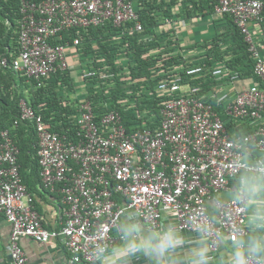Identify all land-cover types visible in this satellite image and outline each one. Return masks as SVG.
<instances>
[{"label": "built area", "instance_id": "obj_1", "mask_svg": "<svg viewBox=\"0 0 264 264\" xmlns=\"http://www.w3.org/2000/svg\"><path fill=\"white\" fill-rule=\"evenodd\" d=\"M214 1L215 12L232 16L254 59L253 73L264 80V55L251 28L263 20L264 0ZM19 11L18 52L10 66L37 82L52 74L69 75L70 45L77 48L82 44V30L108 27V34L113 30L109 39H117L145 29L132 0H19ZM72 28L77 29V36L71 44L63 42L62 35ZM123 46L121 43L117 50ZM6 64L5 58L0 60V66ZM108 69L105 65L98 70H82L80 78L88 93L93 94L94 89L109 91L114 74ZM185 73L189 77L199 75L201 67H188ZM208 75L216 86L224 79L230 84L238 81V75H228L224 66L212 67ZM97 77L110 81L94 83ZM180 81L173 75L146 84L150 86L146 91L154 94L160 116L157 121L148 108L143 109L141 121L128 126L121 112L108 103L98 112L90 100L76 101L73 140L51 129L39 111L40 105L35 108L24 99L19 101V116L13 126L33 127L41 184L60 194L65 218L59 229L42 226L19 171V149L9 129L1 131L0 213L10 224L8 250L14 264L26 262L19 244L22 237L42 243L61 237L73 262L95 261L92 252L97 243L114 246L118 242V234L111 228L124 207L149 223L161 221L164 212L171 213L177 225L190 231L197 215L209 208L212 200L216 224L235 240L231 229L237 222L243 226L244 218L231 201L217 195L229 188L234 176L232 161L241 148L247 152L253 146L264 153V92L254 84L240 91L235 87L229 99H218L228 100L224 112L233 122L245 119L253 127L243 141L231 137L211 103L194 94H176L184 86ZM123 105L122 111L128 116L138 115L133 107Z\"/></svg>", "mask_w": 264, "mask_h": 264}, {"label": "crops", "instance_id": "obj_2", "mask_svg": "<svg viewBox=\"0 0 264 264\" xmlns=\"http://www.w3.org/2000/svg\"><path fill=\"white\" fill-rule=\"evenodd\" d=\"M135 9H141L145 11V14L151 15V21H154L152 24L148 21H145L143 26L145 29L141 33L134 32L132 34H125L122 37L117 39H108L112 38L110 34H108V42L111 44L112 51L110 50L111 57L107 60L101 53L98 51L97 54L96 44H95V36L90 39V44L79 45L77 48L71 47L68 54V59L70 63V84L66 87L68 90L60 89V92H65V98L73 105L76 101L81 100H90L92 102V106L94 110L100 112L105 107L104 104H114V99H116L120 106L126 105V107H133L132 103L136 101L135 104H138L140 107L145 103H151L153 105L154 95L152 96V92H147L146 90L150 89L148 84V78L157 79L164 78L165 74L164 70L154 71L155 73L144 72L141 76H137V67L136 60L133 55V47L131 44L126 41V37L128 39L136 38L135 41H131L132 43L137 44L142 49V52H145L146 55H153L154 53H159L160 49L163 51L165 49H173L174 52L180 54L183 59L186 61L185 70L188 67L198 66L197 64L199 59V55L202 56L205 50V46L217 35L221 33H226L229 29L227 20L223 14H219L215 11H210L209 0H132ZM214 10V9H213ZM19 11V10H18ZM264 19V18H263ZM141 21V20H140ZM263 22V20H262ZM261 22V23H262ZM3 24L5 25V30H8L10 27V23L7 20H3ZM252 26V25H251ZM125 27H129L128 24ZM252 33L257 42L260 53L264 55V42L263 31L264 28L260 27V23L255 26H252ZM83 31V30H82ZM81 31V33H82ZM87 31V30H86ZM18 34L17 31L16 37V51L18 52ZM101 39H104L106 35L101 34L97 36ZM124 45L122 50L118 47L121 43ZM88 43V42H86ZM119 43V44H118ZM84 46V49L82 48ZM4 51L7 50L6 47H1ZM262 48V49H260ZM119 49V50H117ZM125 50V52L123 51ZM14 52V51H12ZM17 54L13 55V58ZM100 56V57H97ZM12 58V59H13ZM3 59V58H2ZM6 59V58H5ZM11 59V60H12ZM108 65L109 69L107 71L112 72V68L116 67L118 69L117 76L118 79L116 82L112 83L109 87V91L94 89L93 94L87 92L88 86L85 85L83 80L80 78V73L86 67H93L94 69H101L103 66ZM10 66V65H9ZM220 66V65H218ZM11 67V66H10ZM201 67V66H199ZM212 68V67H211ZM210 68V69H211ZM183 72V67L181 68ZM184 70V75H185ZM106 71V70H105ZM208 71L209 69H204L201 67V73L199 75L190 77L191 79L185 80L184 75L178 74L177 77H180V82L184 85L180 88L176 94L186 93V94H194L196 96V92L205 91L206 95H211L212 98L216 99V103H211L212 106L221 107V111L224 112V105L227 103L229 99L234 95L236 89L238 87V91L242 89H246L251 85L257 84L260 89L264 92V80L258 78L257 76L251 75L246 78H239L235 84H230L226 79L222 81L221 85H211V91H207L202 89L201 85H194L190 81L196 79H203V82L208 79ZM104 72V70H102ZM135 79V81H134ZM159 79V80H160ZM130 80L133 83L130 84ZM146 80V81H145ZM16 82H19L17 79ZM157 82V81H156ZM202 82V81H201ZM131 85H134L132 88L138 86L136 90L131 88ZM194 85V86H193ZM79 86H81L79 88ZM97 87V85H96ZM202 89V90H201ZM194 90V91H193ZM24 96L21 99L28 100V89H23ZM63 94V93H62ZM116 96V97H115ZM224 96L223 101H219V97ZM74 99H69V98ZM198 97V96H197ZM26 98V99H25ZM100 98L102 101H100ZM20 99V100H21ZM129 100V104L126 102ZM104 101V102H103ZM206 101V100H205ZM225 101V102H224ZM143 104H142V103ZM208 102V101H207ZM156 106V103H154ZM115 109V108H114ZM117 109V106H116ZM132 109V108H130ZM148 109V108H145ZM118 110V109H117ZM217 112V111H216ZM128 113V112H126ZM218 113V112H217ZM219 114V113H218ZM220 115V114H219ZM226 115V114H225ZM128 116V115H127ZM131 117V116H129ZM221 117V115H220ZM126 120V119H125ZM243 122L250 129L244 128L243 135H239L236 130H227L232 138H239L243 141L246 140V137L252 126L249 125V122L244 119L239 120ZM238 121V122H239ZM241 124V123H240ZM262 124L264 125V110L262 112ZM244 125V126H245ZM19 126V125H18ZM16 126V127H18ZM11 125L8 129L16 128ZM3 131V130H2ZM0 137V142H1ZM15 142V141H14ZM16 144V142H15ZM17 145V144H16ZM18 147V146H17ZM37 154V153H36ZM251 155L253 157L258 155H264L262 151L257 150L251 146ZM38 158V157H37ZM22 177V176H21ZM41 182V181H40ZM26 186V185H25ZM232 186V179L229 181V188L226 191L219 193L217 196L221 199L222 194L230 191ZM32 192V197L34 199V207L40 215L42 226L48 229H59L64 222V209L65 205L61 201L60 194L56 191H50L42 186V188H38ZM209 207L213 208V201L210 200L208 202ZM172 220L175 223V219L171 213L164 212L162 214L161 220ZM176 224V223H175ZM186 234L193 235L191 231L184 230ZM9 233H10V224L5 219L3 214L0 213V264H14L8 250V241H9ZM118 243V242H117ZM114 245V247L117 245ZM19 244L26 256V262L24 264H95V261L85 263V262H73L71 260L70 254L68 253L64 240L61 237L51 238L47 243H42L36 241L30 237H22L19 240ZM227 246V242H226ZM214 256H220L223 258L224 252L217 251V249L213 250ZM132 264H146L145 258L136 257L133 259ZM215 264H220V261H215Z\"/></svg>", "mask_w": 264, "mask_h": 264}, {"label": "trees", "instance_id": "obj_3", "mask_svg": "<svg viewBox=\"0 0 264 264\" xmlns=\"http://www.w3.org/2000/svg\"><path fill=\"white\" fill-rule=\"evenodd\" d=\"M34 2H39L41 0H32ZM210 11H214V0H209ZM19 10V0H0V60L2 58H6L7 64L4 66H0V132L4 129H8L13 124V121L19 116V101L21 98L25 97L23 93V89H28L29 99L27 100L30 105L37 108L39 105L40 112L42 113L44 120L50 123L51 129L58 133L59 135H64L67 140L74 139L75 133V125L74 121L77 116V107L66 100L64 93L60 92V89L68 90L66 87L70 84V76L60 75V74H52L48 78L42 79L40 82H37L34 79H29L24 75L16 73L9 66L11 64V59L13 55L17 54L16 51V37L17 31L20 29V18L21 13ZM139 14V18L143 26L145 21L149 23H153L151 21L152 16L146 15L145 11L141 9H136ZM228 23V31L226 33L217 34L204 48V53L202 56L199 55V59L197 64L198 66L203 67L205 70L210 69L214 66H224L226 67L227 74L236 73L239 78H246L253 75V65L254 59L251 56L249 51L248 43L244 40V35L234 23L233 18L230 14H223ZM262 16L264 18V7L262 10ZM7 20L10 23V27L8 30H5V25L3 24V20ZM131 23H128V26ZM260 27L264 28V19L263 22L260 23ZM108 27L99 28V27H91L87 31L83 30L80 34V38L82 40V45L90 44V39L95 36V44H96V52L99 55L98 51L103 55L107 60L111 57L110 50L112 51L111 44L108 42ZM111 33L113 30H109ZM101 34L106 35L104 39H101L97 36ZM110 33V34H111ZM264 34V31H263ZM77 36V29H69L68 32L62 35L63 42L68 41L71 42L72 38ZM108 38V39H107ZM131 46L133 47V55L136 60L137 76H141L144 72H148L151 70H164L165 77L175 76L180 72V75H184L186 61L180 54L174 52L171 49H165L159 51V53H154L153 55H146L145 52H142L140 46L131 41H135L136 38L128 39L125 38ZM264 42V35L261 42ZM88 42V43H86ZM85 43V44H84ZM91 45V44H90ZM84 46L82 48L84 49ZM1 47H6L7 50L4 51ZM14 51V52H12ZM100 57V56H97ZM183 72H182V69ZM118 69L116 67L112 68V73L114 74L113 81L116 82L118 79L117 76ZM150 71V73L155 72ZM105 72V71H104ZM108 72V71H107ZM63 76V77H62ZM254 76V75H253ZM19 82H16V80ZM148 82L152 85L156 83L160 78L150 79L148 78ZM185 80H190L191 78L184 75ZM110 81L107 78L99 77L93 79V82L104 83L105 81ZM146 81V80H145ZM202 81V82H201ZM194 85H201L200 87L204 90L211 91L210 86L214 85L215 79L208 75L207 81L203 82V79L192 80L190 81ZM193 85V86H194ZM134 85H131V88ZM201 89V90H202ZM205 91L196 92V96L199 98L206 100L211 103H216V99L212 98L211 95H206ZM154 94L152 93V96ZM116 97V96H115ZM164 97H161V99ZM26 99V98H25ZM114 104L112 108L117 109L121 112V115L126 119V123L133 124L135 120H142L141 117L145 115L143 114V109L149 108L154 112V119L159 120V113L157 111V106H154L155 101H153V105L151 103L143 104L140 107L138 104H135V111L138 115L135 116H127L128 113L123 112L119 102L114 99ZM216 111L221 115V119L225 124L227 130H236L239 135H243L244 128L250 129L243 122H233V120L225 115L221 111V107H216ZM143 118V117H142ZM244 121V120H243ZM241 123V124H240ZM245 125V126H244ZM155 127V123L152 125V128ZM252 130V129H251ZM10 136L16 142L19 152L17 155V162L19 164V171L22 176V181L27 187L28 193L32 195L33 190L36 191L39 187L42 188V184L40 182L39 176V165L37 158V139L36 133L32 126L30 125H20L16 128L9 129Z\"/></svg>", "mask_w": 264, "mask_h": 264}, {"label": "clouds", "instance_id": "obj_4", "mask_svg": "<svg viewBox=\"0 0 264 264\" xmlns=\"http://www.w3.org/2000/svg\"><path fill=\"white\" fill-rule=\"evenodd\" d=\"M232 169L231 189L222 198L239 208L245 221L231 229L235 240L216 224L212 207L197 215L193 235L170 219L149 223L124 207L111 228L117 245L97 243L95 264H132L136 257L146 264H264V155L253 157L241 148ZM213 247L224 252L223 258L213 255Z\"/></svg>", "mask_w": 264, "mask_h": 264}, {"label": "rangeland", "instance_id": "obj_5", "mask_svg": "<svg viewBox=\"0 0 264 264\" xmlns=\"http://www.w3.org/2000/svg\"><path fill=\"white\" fill-rule=\"evenodd\" d=\"M260 49H262V48H260ZM261 54H262V52H261ZM81 86H79V88H80Z\"/></svg>", "mask_w": 264, "mask_h": 264}]
</instances>
